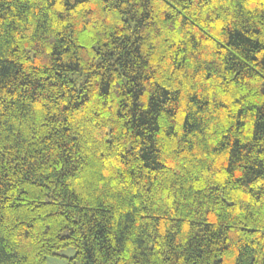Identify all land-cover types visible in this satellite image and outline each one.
<instances>
[{
  "label": "trees",
  "instance_id": "obj_1",
  "mask_svg": "<svg viewBox=\"0 0 264 264\" xmlns=\"http://www.w3.org/2000/svg\"><path fill=\"white\" fill-rule=\"evenodd\" d=\"M264 264V0H0V264Z\"/></svg>",
  "mask_w": 264,
  "mask_h": 264
},
{
  "label": "rangeland",
  "instance_id": "obj_2",
  "mask_svg": "<svg viewBox=\"0 0 264 264\" xmlns=\"http://www.w3.org/2000/svg\"><path fill=\"white\" fill-rule=\"evenodd\" d=\"M75 251L72 248L67 250L56 252L55 257H49L47 260V264H69L70 259L75 258ZM75 264H80L75 261Z\"/></svg>",
  "mask_w": 264,
  "mask_h": 264
}]
</instances>
